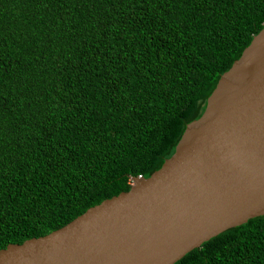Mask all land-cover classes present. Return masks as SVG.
<instances>
[{
	"label": "trees",
	"instance_id": "1",
	"mask_svg": "<svg viewBox=\"0 0 264 264\" xmlns=\"http://www.w3.org/2000/svg\"><path fill=\"white\" fill-rule=\"evenodd\" d=\"M264 27V0H0V250L174 153ZM175 264H264V215Z\"/></svg>",
	"mask_w": 264,
	"mask_h": 264
},
{
	"label": "water",
	"instance_id": "2",
	"mask_svg": "<svg viewBox=\"0 0 264 264\" xmlns=\"http://www.w3.org/2000/svg\"><path fill=\"white\" fill-rule=\"evenodd\" d=\"M129 191L45 236L0 250V264H175L264 215V27L223 73L175 153Z\"/></svg>",
	"mask_w": 264,
	"mask_h": 264
}]
</instances>
